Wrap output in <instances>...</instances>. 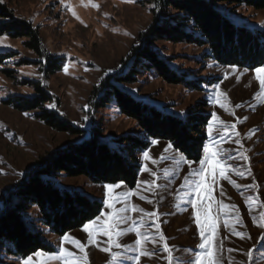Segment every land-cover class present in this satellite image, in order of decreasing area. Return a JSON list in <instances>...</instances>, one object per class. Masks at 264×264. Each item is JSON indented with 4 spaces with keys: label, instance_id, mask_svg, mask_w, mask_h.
<instances>
[{
    "label": "rangeland",
    "instance_id": "1",
    "mask_svg": "<svg viewBox=\"0 0 264 264\" xmlns=\"http://www.w3.org/2000/svg\"><path fill=\"white\" fill-rule=\"evenodd\" d=\"M66 2L73 7L76 16L61 0L0 2L7 5L16 17L30 21L38 30L45 50L56 56L60 63V67L45 78L39 69L45 67V62L23 44L25 38L0 37L3 38V45H10L0 46V51L14 52L6 62H0V211L5 206V197L27 172L38 165L40 158L69 144L84 142L95 134L102 140L128 132L141 135L132 120L120 115L112 106L95 109L93 100L95 90L104 79L110 77L115 82L111 77L125 69L123 60L127 62L132 48L141 44V32L147 29L155 16L163 15L158 0H92L99 7H93L88 0L83 4L80 0ZM225 11L238 25L251 31L258 28L264 30V10L242 5L225 6ZM155 45L171 56L175 65L195 71L193 76L207 80L202 83V89L189 90L151 76H142L135 83L117 85L149 105L175 113H184L191 107L193 113H200V118L204 115L205 123L200 129L204 135L200 159L203 146L209 141L207 127L212 123V139L233 157L229 161L232 165L227 173L229 179H218L212 186V199L208 201L219 217L215 236V246L219 249L217 255L221 264H264V99L256 95L260 89L253 71L255 68L236 67L233 71L229 66L203 58L202 48L184 42L157 41ZM65 65L67 71L64 70ZM5 70H10V74ZM24 81H40L53 98V102L48 103L49 109L70 121L79 133L55 131L36 119L33 112L18 111L3 103L4 99L14 94L31 96L35 93L31 85L22 83ZM220 93L223 95L217 101ZM221 104L224 107H220ZM213 113L216 114L215 119ZM221 136L225 140L222 145ZM237 139L240 140L239 145L235 143ZM156 141V144L151 141L150 147L145 150L149 152L150 159H144V152L139 155L142 167L135 187L130 189L122 184L111 195L131 190L133 195L126 202L121 197V203L116 207L134 204L145 212H158V222L167 243L174 246L173 255L187 261L194 252L200 251L197 247L201 242L199 230L190 203L195 193L190 191L189 197L182 201H177L175 194L190 169L199 167L200 159L189 160L173 147L167 148L168 141ZM181 155L193 164L182 161ZM145 166L148 172L142 171ZM152 172L157 173L155 179L159 187L155 191H146L148 185L139 182H150ZM107 184L93 183L84 176L71 177L64 173L56 178V185L61 189H76L90 198L101 200L102 212L108 211L104 203ZM141 195L148 197L151 203L141 200ZM127 215L138 220L143 213L128 212ZM130 224L131 220L120 227L127 228ZM144 230L155 231L152 228ZM67 234L85 246L81 252L74 243L63 242V247L80 258V264H106L109 254L102 248L106 246L107 237L98 235L97 243L90 244L83 227ZM62 237L45 231L44 242L52 246L53 251L44 252L59 254ZM136 238L133 232L119 239L122 244H133ZM144 246L148 250L154 247L151 243ZM166 255L156 251L154 256H142L140 264H167L166 259L161 258ZM24 259L0 256V264H23ZM39 259L33 256L34 264H38ZM47 264H63V260L48 259Z\"/></svg>",
    "mask_w": 264,
    "mask_h": 264
},
{
    "label": "trees",
    "instance_id": "2",
    "mask_svg": "<svg viewBox=\"0 0 264 264\" xmlns=\"http://www.w3.org/2000/svg\"><path fill=\"white\" fill-rule=\"evenodd\" d=\"M242 5L264 10V0H158L163 15L155 16L141 32V44L132 48L127 62L123 60L125 69L111 77L115 82L110 77L104 79L95 90L93 100L95 109L112 106L120 115L132 120L141 135L128 132L102 140L95 134L84 142L69 144L40 158L38 165L27 172L4 199L5 206L0 211L1 257L24 259L37 250L53 251V247L44 242L45 231L64 236L82 228L102 212L101 200L76 189L59 188L56 178L62 173L84 176L97 184L122 181L132 189L142 167L139 155L153 140L168 141L189 160L200 159L204 115L200 118V113H193L191 107L184 113H175L149 105L117 83L131 84L142 76H151L189 90L202 89V83L207 80L193 76L195 71L175 65L172 57L155 45L157 41L200 47L203 58L222 66L253 69L264 64V30L251 31L238 25L225 11V6ZM1 36L25 38L23 44L45 62V67L39 68L45 78L60 67L58 58L45 50L38 30L30 21L16 17L4 3H0ZM11 53L0 51V62H6ZM5 72L10 74L11 71ZM22 83L31 85L35 93L31 96L14 94L3 103L18 111L33 112L36 119L55 131L79 133L70 121L49 109L48 103L53 102V98L40 81Z\"/></svg>",
    "mask_w": 264,
    "mask_h": 264
},
{
    "label": "snow or ice",
    "instance_id": "3",
    "mask_svg": "<svg viewBox=\"0 0 264 264\" xmlns=\"http://www.w3.org/2000/svg\"><path fill=\"white\" fill-rule=\"evenodd\" d=\"M0 2H2V0H0ZM80 2L83 4L85 0H80ZM127 2H132V0H127ZM61 3L72 13L73 16H76L70 3H67L66 0H61ZM88 3L92 4L93 7H99L97 4L93 3L92 0H88ZM0 46L10 47V45H3V38H0ZM229 67L233 71L236 69L235 65H229ZM64 70L67 71V65H65ZM244 71H248V69H245ZM253 71L260 89L256 95L264 99V65L256 67ZM237 79H239V77H237ZM216 88L218 90L219 85H217ZM220 95L223 94L220 93L216 97L217 101H219ZM220 107H224V105L221 104ZM236 107H239V105H236ZM213 117L215 119V113H213ZM207 131L209 141L203 146V156L199 160V167H192L190 169L189 174L184 177V181L181 183L175 194V199L177 201H182L189 197L190 191L195 193V198L190 199V203L199 230L201 242L197 247L200 251L194 252L187 261L174 256V246H170L167 243V237L160 228L158 212H145L144 209L138 208L134 204L130 207L126 204L122 207H116L117 204L121 203V197H123L126 202L128 198L133 195L131 190L128 192H117L115 195H111L114 190L121 188L123 184L121 181L119 183L105 185L107 195L104 203L107 206L108 211L102 212L101 216H97L95 219L90 220L83 225V231L88 233L90 244L97 243L96 236L98 235L107 237V240L105 241L106 246L102 248L103 252L109 254V259L106 261V264H140L142 256H154L156 251H161L167 254L166 257H161L162 259H166L167 264H221L217 255L219 249L215 246V236L217 233L219 217L218 214L215 213L213 205L208 201H211L212 199V186L217 183L218 179H229L227 173L232 168L229 161L233 159V157L227 150L222 149L217 145L216 141L212 139L214 132L211 122L207 127ZM224 142V137L221 136L220 144L222 145ZM152 143L156 144L157 141L153 140ZM235 143L239 145L240 140H235ZM172 147L173 145L171 143L167 145V148ZM167 148L165 149L166 151ZM143 157L145 160L150 159L149 152L144 151ZM180 159L189 165L193 164L192 161H187L182 155L180 156ZM244 159L247 160L248 157L245 156ZM153 163H155V161H153ZM142 171L148 172L149 169L145 166L142 168ZM151 175L153 179L150 182H139L148 185L146 191H155V189L159 187L155 179L157 173L152 172ZM230 182L234 183V181ZM139 198L151 203V200H148V197L144 195H141ZM222 207L227 206L222 205ZM128 212H140L143 213V215L137 220L128 216ZM145 217H147V220H145ZM129 220H131V224L128 225L127 228L120 227L122 224H127ZM147 228H152L155 231H145L144 229ZM133 232L137 237L133 244H122L120 242L119 238L121 236ZM236 234L241 235V233ZM67 241L77 245L81 252L84 251L85 246L81 244L79 240H75L68 234H65L62 237L59 254L50 255L42 250H37L33 253V256L41 258L38 260V264H47L48 259H60L63 260V264H80V258L75 257L74 253L63 247V242ZM146 243L153 244V249H146L144 246ZM158 245H162V247H156ZM128 253H133V255H128ZM33 256L24 259L23 264H34Z\"/></svg>",
    "mask_w": 264,
    "mask_h": 264
}]
</instances>
